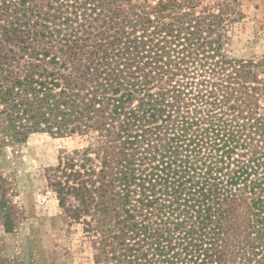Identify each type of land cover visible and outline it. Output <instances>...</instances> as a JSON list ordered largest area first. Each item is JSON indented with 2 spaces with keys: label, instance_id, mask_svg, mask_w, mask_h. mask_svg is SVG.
Here are the masks:
<instances>
[{
  "label": "trees",
  "instance_id": "obj_1",
  "mask_svg": "<svg viewBox=\"0 0 264 264\" xmlns=\"http://www.w3.org/2000/svg\"><path fill=\"white\" fill-rule=\"evenodd\" d=\"M236 3L0 0V147L88 142L47 180L95 264H264V48L226 51Z\"/></svg>",
  "mask_w": 264,
  "mask_h": 264
},
{
  "label": "rangeland",
  "instance_id": "obj_2",
  "mask_svg": "<svg viewBox=\"0 0 264 264\" xmlns=\"http://www.w3.org/2000/svg\"><path fill=\"white\" fill-rule=\"evenodd\" d=\"M236 7L226 24L224 47L239 58L259 54L264 48V0H237ZM87 144L79 135L36 132L24 143L0 147V190L14 221L6 232L0 217V264H95L88 243L68 225L47 180L62 153Z\"/></svg>",
  "mask_w": 264,
  "mask_h": 264
}]
</instances>
